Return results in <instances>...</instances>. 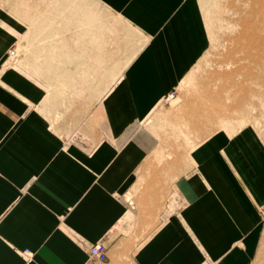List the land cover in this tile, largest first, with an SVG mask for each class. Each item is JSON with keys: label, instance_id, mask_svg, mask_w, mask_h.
<instances>
[{"label": "crops", "instance_id": "0c3cea01", "mask_svg": "<svg viewBox=\"0 0 264 264\" xmlns=\"http://www.w3.org/2000/svg\"><path fill=\"white\" fill-rule=\"evenodd\" d=\"M55 4L31 16L33 48L48 41L44 64L94 66L86 77L96 82L105 58L122 67L58 121L66 92L9 59L25 24L0 7V264H251L263 226L262 139L251 130L184 137L179 108L163 107L209 46L200 1ZM68 16L80 23L39 22ZM78 38L94 55L56 60ZM98 244L104 262L90 254Z\"/></svg>", "mask_w": 264, "mask_h": 264}, {"label": "rangeland", "instance_id": "374dc122", "mask_svg": "<svg viewBox=\"0 0 264 264\" xmlns=\"http://www.w3.org/2000/svg\"><path fill=\"white\" fill-rule=\"evenodd\" d=\"M199 1L209 46L177 90L172 92L175 93L172 105L163 107L179 108L178 113L182 114L184 123L182 129L177 131L184 137L202 141L215 131L223 130L230 135H239L251 130L262 139L264 147V0ZM50 3L52 7L56 3V9L64 7L63 0H56L55 3L48 0H0V7L10 14L11 21L19 19L25 24L24 35L9 53L15 50L17 64L27 74L34 75L46 90L51 89L52 93L56 90L66 92L61 97L57 95L56 105H63L61 110L67 109L57 114V120L67 121L76 116L72 111L73 105L86 103L88 97H85V93L93 92L96 83L98 92L101 87L105 92L112 83L113 69L120 71L122 65H113L112 59L105 58V63L98 66V71L104 76L99 73L96 82L94 76L86 77L94 66L76 62L44 64L43 61H51L47 52L48 41H42L41 38L39 42L36 39L34 49L30 26L33 7L37 10L48 7ZM79 3L80 0H72L73 12H77L74 7ZM21 13L24 15L21 16ZM39 22L45 25H74L79 24L80 19L79 16L51 19L41 17ZM67 35H72L73 39L79 37V33L74 31ZM79 43L78 38L76 42L72 41L73 46L68 44L70 47L67 49L56 50V56L59 57L56 60H64L65 55L68 62L79 61L80 56L85 59L94 55V48L88 44L86 49L85 44L80 46ZM60 44L64 45L63 42ZM38 50L44 52L43 55L39 56ZM101 51L111 53L112 48ZM120 52L122 56V50ZM80 91L84 93L83 96L79 95ZM262 215L261 241L251 264H264V208Z\"/></svg>", "mask_w": 264, "mask_h": 264}, {"label": "built area", "instance_id": "2783aa9c", "mask_svg": "<svg viewBox=\"0 0 264 264\" xmlns=\"http://www.w3.org/2000/svg\"><path fill=\"white\" fill-rule=\"evenodd\" d=\"M16 58V52L15 50L10 51L9 53V59L13 60ZM175 100V93H171L164 101V103L166 105L171 104L173 101ZM26 253H28V251H26ZM90 254L93 258L104 262L106 260H108V254H107V248L104 245L98 244V245H94L92 246L91 250H90Z\"/></svg>", "mask_w": 264, "mask_h": 264}]
</instances>
